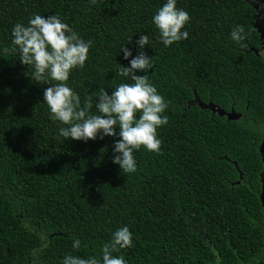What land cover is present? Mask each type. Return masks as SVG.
I'll return each mask as SVG.
<instances>
[{"label": "trees", "instance_id": "obj_1", "mask_svg": "<svg viewBox=\"0 0 264 264\" xmlns=\"http://www.w3.org/2000/svg\"><path fill=\"white\" fill-rule=\"evenodd\" d=\"M163 3L0 0V264L99 257L111 233L125 225L132 247L114 255L126 264H264L258 152L264 55L254 52L260 38L252 27L259 2L177 0L190 17L188 38L167 48L151 23ZM33 14L58 15L91 42L84 68L68 82L81 98L130 82L117 75L127 66L120 48L136 55L138 36H148V79L168 102L169 119L158 129L159 154L133 153L136 173L111 163L118 137L87 143L58 137L61 125L42 104L50 85L31 81V69L9 50L13 24H26ZM236 24L250 33L243 48L229 39ZM194 95L243 116L227 121L191 104ZM72 236L81 242L77 249Z\"/></svg>", "mask_w": 264, "mask_h": 264}, {"label": "clouds", "instance_id": "obj_2", "mask_svg": "<svg viewBox=\"0 0 264 264\" xmlns=\"http://www.w3.org/2000/svg\"><path fill=\"white\" fill-rule=\"evenodd\" d=\"M95 2L90 0V3ZM189 21V14L177 7V0H164L151 17L152 25L158 30V40L165 48L188 38ZM249 35L243 25L236 24L230 29L229 39L243 48ZM148 42L147 35L138 36L136 55L125 45L120 48L127 66L120 65L117 75L130 82L119 83L110 94L98 88L83 98L68 82L74 70L84 68L91 42L58 15L33 14L26 24H13L9 50L18 53L19 63L31 69V81L50 85L43 90L42 104L47 106L49 118L61 125L58 137L83 143L118 137L113 139L111 163L118 166L121 173L134 174L137 162L133 153L143 149L159 154L158 129L167 125L169 119L165 114L168 102L148 79L153 67V58L143 51ZM70 239L73 249L80 247L78 238ZM132 244V233L125 225L111 233L110 240L100 247L99 257L66 254L60 264H126L123 256L114 253Z\"/></svg>", "mask_w": 264, "mask_h": 264}, {"label": "water", "instance_id": "obj_3", "mask_svg": "<svg viewBox=\"0 0 264 264\" xmlns=\"http://www.w3.org/2000/svg\"><path fill=\"white\" fill-rule=\"evenodd\" d=\"M258 2L259 3L253 6L256 12V15H255V19L252 24V27L258 32L259 38L261 40H264V10H261L258 8L262 0H258ZM191 104H196L200 109L209 110L213 115L216 114L221 118L225 117L227 121H238L241 117L240 114H237L233 110L226 113L223 110H221L219 107L214 106L211 103L203 104L202 102L199 101V99L195 95H194V101L191 102ZM258 152H259L261 163H262V171L259 175V183H260L259 201H260L261 208L264 209V129L262 131V138H261L260 145L258 147ZM239 178L241 179V175L239 176ZM235 184L238 185L239 182H236ZM164 264H177V263H164Z\"/></svg>", "mask_w": 264, "mask_h": 264}, {"label": "flooded vegetation", "instance_id": "obj_4", "mask_svg": "<svg viewBox=\"0 0 264 264\" xmlns=\"http://www.w3.org/2000/svg\"><path fill=\"white\" fill-rule=\"evenodd\" d=\"M261 10H263V9H261ZM259 49L257 50V51H255L257 54H259V55H264V40H261V39H259ZM232 109H230L228 112H230ZM234 111V110H233ZM224 112H226V111H224ZM228 112H226V113H228ZM237 114H240V113H237ZM241 115V117H240V119L242 118V114H240ZM225 118V117H224ZM240 179V178H239ZM260 239H262V242L260 243L259 242V245H260V249H259V252H260V255H261V258H264L263 256H264V234L262 235V238H260ZM249 263H253V261L251 260L250 262L249 261H246L245 260V263H243V262H241V261H239L238 263H233V264H249Z\"/></svg>", "mask_w": 264, "mask_h": 264}, {"label": "rangeland", "instance_id": "obj_5", "mask_svg": "<svg viewBox=\"0 0 264 264\" xmlns=\"http://www.w3.org/2000/svg\"><path fill=\"white\" fill-rule=\"evenodd\" d=\"M250 2H253V1H250ZM264 7L262 5H260V8L259 9H263Z\"/></svg>", "mask_w": 264, "mask_h": 264}]
</instances>
